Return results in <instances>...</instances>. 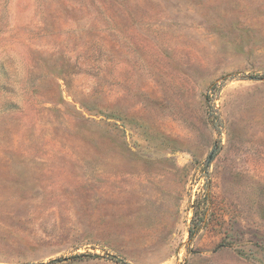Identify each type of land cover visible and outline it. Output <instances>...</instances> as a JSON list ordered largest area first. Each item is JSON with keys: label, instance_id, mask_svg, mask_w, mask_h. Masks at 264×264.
<instances>
[{"label": "rangeland", "instance_id": "1", "mask_svg": "<svg viewBox=\"0 0 264 264\" xmlns=\"http://www.w3.org/2000/svg\"><path fill=\"white\" fill-rule=\"evenodd\" d=\"M0 264H264V0H0Z\"/></svg>", "mask_w": 264, "mask_h": 264}, {"label": "trees", "instance_id": "2", "mask_svg": "<svg viewBox=\"0 0 264 264\" xmlns=\"http://www.w3.org/2000/svg\"><path fill=\"white\" fill-rule=\"evenodd\" d=\"M121 263H122V261H121Z\"/></svg>", "mask_w": 264, "mask_h": 264}]
</instances>
